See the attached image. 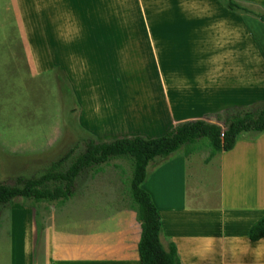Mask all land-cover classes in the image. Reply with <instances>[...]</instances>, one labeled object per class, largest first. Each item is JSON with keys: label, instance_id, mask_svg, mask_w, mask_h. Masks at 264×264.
<instances>
[{"label": "crops", "instance_id": "crops-1", "mask_svg": "<svg viewBox=\"0 0 264 264\" xmlns=\"http://www.w3.org/2000/svg\"><path fill=\"white\" fill-rule=\"evenodd\" d=\"M239 1L264 9V0ZM19 2L0 0V41L10 47L2 52L4 74L18 76L10 50L21 36L31 34L33 47L44 40L42 63L65 73L81 107L80 125L89 131L154 138L198 118L225 129L212 116L264 98V23L218 0ZM36 48L31 59L40 64ZM115 69L125 80L115 81ZM111 92L106 116L87 104ZM242 133L231 150L210 159L209 151L174 152L147 165L142 187L159 213L163 243L175 245L181 264H264V237H248L264 216V132ZM95 192L89 185L75 203L41 219L8 203L10 250L0 264H140L130 190L124 223L105 212L110 197L94 198Z\"/></svg>", "mask_w": 264, "mask_h": 264}, {"label": "rangeland", "instance_id": "rangeland-1", "mask_svg": "<svg viewBox=\"0 0 264 264\" xmlns=\"http://www.w3.org/2000/svg\"><path fill=\"white\" fill-rule=\"evenodd\" d=\"M19 3H22V0ZM27 35L28 37L26 35L23 37L20 32L18 37L21 36V41L15 43V49H9L10 52H15V68L19 69L15 81L10 80L4 74L2 65L5 60L2 58V52L10 47L5 48V45L0 41V183L9 185H15L18 178L27 180L39 177L50 167L51 163L61 160L70 153V157L63 161L65 168L71 158L84 150L82 142L84 133L95 139L123 137V135L115 136L116 133H109L108 130L105 132L103 128L89 131L81 127V107L65 73L59 66L42 63L44 40L39 43L37 41L35 46L39 47L36 48L33 47L31 34L29 35L27 32ZM45 46L47 47L46 43ZM35 48L40 64L33 63L34 60L31 59V53ZM125 60L128 61L130 58L122 61ZM146 62L145 59L143 64ZM140 65H142L141 62L138 64L128 63L127 66H124V70L128 69L130 72ZM148 65L156 67V64ZM113 71L112 77L115 81L121 78H123L122 81L125 80L124 71L121 69ZM138 71L141 72V70ZM152 72L156 73L155 70ZM58 75L63 76L65 84L71 88L72 93L61 87ZM117 86L123 87L124 85L122 83ZM114 93L111 92L110 97L103 93L96 97L92 95L94 98L87 104L96 114L106 116L103 114L108 111L106 108L111 106ZM124 93H128V90L122 94ZM247 96L249 97L251 94ZM85 120H87L86 116ZM242 134L246 135V133ZM198 144L200 147L195 152L209 151L205 139ZM184 150L185 146H182L175 152L182 154ZM206 158L210 159L211 156L208 155ZM89 172L92 171L84 170L83 174L76 179V188L82 190L86 187L89 188V185H94L96 191L94 198L110 197V200L104 202L105 212H109L110 217L115 221L124 223L125 218L131 213L128 193L131 174L130 162L125 158H114L104 168L103 174L90 177ZM87 191L89 190L87 189ZM76 198L75 196L68 202L75 203ZM13 203L16 206L24 207L26 215L30 213L32 215L33 212L40 219L58 215L62 211L60 207H51L46 202L35 203L22 197L14 198L9 202V205ZM9 205L8 203L0 205V259H5L10 250V235L7 233L5 224L10 211ZM65 207L68 206L65 205Z\"/></svg>", "mask_w": 264, "mask_h": 264}, {"label": "trees", "instance_id": "trees-1", "mask_svg": "<svg viewBox=\"0 0 264 264\" xmlns=\"http://www.w3.org/2000/svg\"><path fill=\"white\" fill-rule=\"evenodd\" d=\"M225 8L237 14L252 16L264 23V9L239 0H218ZM61 87L72 93L63 76L58 75ZM72 96V95H71ZM212 116V121H222L224 128L203 119H190L171 127L164 135L145 138L140 135L95 139L83 134L84 150L71 158L64 168L61 160L51 163L39 177L21 180L15 185L0 183V205L22 197L35 203L46 202L51 207H65L81 188H76V179L84 170H91L90 177L104 173V168L114 158H125L130 162V197L137 206L139 240L137 253L140 264H181L176 247L172 242L163 243L162 224L151 196L142 187L146 178V168L156 157L167 158L182 146L184 154L196 151L204 139L207 141L209 157L219 152L231 150L240 133L264 132V98L251 101L247 106L229 109ZM18 183V184H17ZM21 184V185H20ZM248 237L257 241L264 237V216L249 230Z\"/></svg>", "mask_w": 264, "mask_h": 264}]
</instances>
